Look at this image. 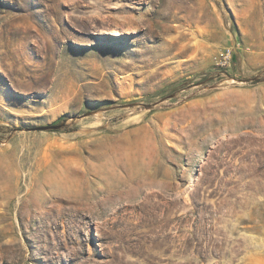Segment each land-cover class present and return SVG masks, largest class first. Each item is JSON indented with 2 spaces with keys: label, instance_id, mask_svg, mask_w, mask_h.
<instances>
[{
  "label": "rangeland",
  "instance_id": "1",
  "mask_svg": "<svg viewBox=\"0 0 264 264\" xmlns=\"http://www.w3.org/2000/svg\"><path fill=\"white\" fill-rule=\"evenodd\" d=\"M0 127V264H264V0H0Z\"/></svg>",
  "mask_w": 264,
  "mask_h": 264
},
{
  "label": "built area",
  "instance_id": "2",
  "mask_svg": "<svg viewBox=\"0 0 264 264\" xmlns=\"http://www.w3.org/2000/svg\"><path fill=\"white\" fill-rule=\"evenodd\" d=\"M231 59V53L230 50H227L225 53L222 54V60H221V65H226L229 63Z\"/></svg>",
  "mask_w": 264,
  "mask_h": 264
},
{
  "label": "water",
  "instance_id": "3",
  "mask_svg": "<svg viewBox=\"0 0 264 264\" xmlns=\"http://www.w3.org/2000/svg\"><path fill=\"white\" fill-rule=\"evenodd\" d=\"M57 127H44V130H55Z\"/></svg>",
  "mask_w": 264,
  "mask_h": 264
},
{
  "label": "trees",
  "instance_id": "4",
  "mask_svg": "<svg viewBox=\"0 0 264 264\" xmlns=\"http://www.w3.org/2000/svg\"><path fill=\"white\" fill-rule=\"evenodd\" d=\"M0 130H2V128L0 127ZM16 131H20V129H15Z\"/></svg>",
  "mask_w": 264,
  "mask_h": 264
}]
</instances>
